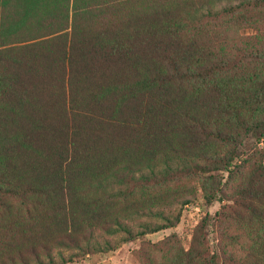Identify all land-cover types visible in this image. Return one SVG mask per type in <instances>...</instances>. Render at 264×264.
<instances>
[{"label": "trees", "instance_id": "trees-1", "mask_svg": "<svg viewBox=\"0 0 264 264\" xmlns=\"http://www.w3.org/2000/svg\"><path fill=\"white\" fill-rule=\"evenodd\" d=\"M250 8L264 0H0V264L74 262L176 228L171 183L192 177L233 205L187 249L147 242L141 263L264 264V45L243 63L208 34ZM243 169L218 191L216 172ZM243 230L247 260L220 244Z\"/></svg>", "mask_w": 264, "mask_h": 264}, {"label": "rangeland", "instance_id": "rangeland-1", "mask_svg": "<svg viewBox=\"0 0 264 264\" xmlns=\"http://www.w3.org/2000/svg\"><path fill=\"white\" fill-rule=\"evenodd\" d=\"M209 38L215 39L217 42H225L227 50L231 53L237 52L236 56L240 55L239 59L243 63H255L256 56L252 50L259 45H264V11L254 10L250 8L245 15H237L233 17H225L221 21H216L209 27ZM262 42V43H258ZM259 62H264V59ZM249 66H252L251 64ZM256 148V143L253 139L245 143V150L251 153ZM259 149H264L263 145ZM247 169L237 172L234 171L232 175L223 172H216L217 179H222V184L215 186L218 191H224L230 197L237 187L243 182ZM220 175V176H219ZM171 188L175 189L178 194L172 201V205L168 211L173 215L181 214V219L176 228L164 230L158 233L147 235L145 238H138L129 243L119 245L115 250L107 253H91L87 256L81 257L74 262L64 260L70 255L69 251H64L61 256L60 253H55L56 264H142L139 252L145 247L147 242L152 244L165 240L166 238L175 235L176 240L180 246L187 249L193 238L195 230L199 223L205 218H210L214 222L215 217L226 210L227 205L232 206L231 202L215 201L212 204L208 203L209 188L211 187V180L203 177H192L171 183ZM219 186V187H218ZM189 203L183 206V202ZM226 205V206H225ZM137 219L132 221V225L136 230H139V221ZM153 222L160 220L154 219ZM212 228V227H211ZM217 225H215V230ZM241 235V242L233 244L220 243L216 232H211L209 236L210 249L213 251L217 249L218 243L222 245V249L226 252H231L247 260L248 250L250 245H253L254 239L248 236V233L243 230L238 232ZM122 236V235H120ZM119 236L113 237L118 239Z\"/></svg>", "mask_w": 264, "mask_h": 264}]
</instances>
